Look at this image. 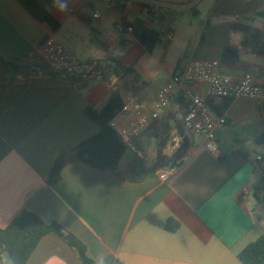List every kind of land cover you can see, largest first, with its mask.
Segmentation results:
<instances>
[{"label":"crops","instance_id":"crops-1","mask_svg":"<svg viewBox=\"0 0 264 264\" xmlns=\"http://www.w3.org/2000/svg\"><path fill=\"white\" fill-rule=\"evenodd\" d=\"M124 1L56 0L50 13L59 27L53 32L16 0H0V58L29 67L16 74L0 64V228L23 211L47 224L56 221L95 264H242L236 251L264 233V211L253 196L264 168V147L257 142L264 114L253 100H209L213 113L227 118L217 132V153L190 133L177 150L164 152L171 134L182 131L185 102L175 101L133 138L135 150L127 147L121 161L124 170L137 164L142 179H121L74 160L57 182H47L58 154L99 131L84 108L100 111L115 92L124 105L150 109L189 60L220 61L227 45L238 50L239 61L220 65L221 73L233 80L244 73L264 78V47H256L264 46V28L254 24L264 0H203L204 8L184 20L162 11L151 17L145 7ZM164 18L173 20L170 30ZM50 34L79 61H98L95 72L74 83L52 71L42 58ZM193 90L204 94L202 86ZM127 119L118 113L110 126ZM171 166L174 172L162 181L159 174ZM243 187L250 190L246 199ZM150 214L179 227L164 230L146 219ZM0 264L13 263L3 253ZM25 264L81 262L48 234Z\"/></svg>","mask_w":264,"mask_h":264},{"label":"trees","instance_id":"trees-1","mask_svg":"<svg viewBox=\"0 0 264 264\" xmlns=\"http://www.w3.org/2000/svg\"><path fill=\"white\" fill-rule=\"evenodd\" d=\"M16 1L34 20L46 24L53 32L58 29L59 25L50 13V8L56 0ZM138 5L145 7L151 17L155 11H162L168 15L176 14L142 4ZM191 12L198 14L199 11L195 7ZM255 16L264 19V9L256 12ZM164 20L165 18L162 19V22ZM172 24L173 20H167L163 23L166 30H170ZM146 34L147 32H145L143 38L146 37ZM238 61L239 53L237 49L229 45L222 49L220 56L221 66L230 67ZM0 64L16 74H20L29 69L27 66H19L4 61L1 58ZM176 101L177 103L184 102L180 97ZM208 102L211 105V102ZM123 103L121 96L115 92L100 111L89 107L84 108L85 115L99 126V131L74 148L64 151L55 157L54 163L48 173L47 182L49 185L57 182L60 178L62 167L74 160L81 161L121 179L135 181L143 178L141 172L138 170L137 164H132L127 170L121 167V161L127 147L110 126V122L124 106ZM260 106L264 114V103L260 104ZM257 142L264 147V129L257 136ZM253 196L264 211V178L262 176L258 178V181L253 186ZM146 219L150 223L171 232L179 227V223L173 219L161 221L151 214ZM48 234L59 237L73 249L81 264H95L87 255L85 245L61 224L56 221L47 224L36 214L29 211L21 212L6 227L0 228V257L3 253H6L13 264H25L40 239ZM236 257L242 264H264V233L253 240H249L243 247L238 249L236 251Z\"/></svg>","mask_w":264,"mask_h":264},{"label":"built area","instance_id":"built-area-1","mask_svg":"<svg viewBox=\"0 0 264 264\" xmlns=\"http://www.w3.org/2000/svg\"><path fill=\"white\" fill-rule=\"evenodd\" d=\"M174 2H187L189 0H170ZM98 17V14L94 15ZM166 38L170 40L172 34ZM42 58L52 71L61 74L71 82H78L93 74L98 61L81 62L76 56L61 44L53 34L46 37L42 44ZM204 87V94L193 90V86ZM185 102V111L182 116L181 133L174 131L164 146L165 153L177 150L182 143L183 135L193 134L204 138L207 150L217 153V132L227 124L225 115H215L209 105L212 99L245 98L259 104L264 103V78H256L250 73H244L233 80L221 73L219 60L191 59L184 68L175 73L170 82L161 88L155 96L152 107L146 108L140 103L124 105L120 114L127 116L126 125L112 123L111 127L122 142L131 150H135L133 138L144 131L149 124L158 118L161 111L173 104L178 97ZM257 160L261 157L257 156ZM174 172V167L163 169L159 174L162 181H166ZM264 178V168L259 169ZM250 194L248 187L240 191L241 199Z\"/></svg>","mask_w":264,"mask_h":264},{"label":"water","instance_id":"water-1","mask_svg":"<svg viewBox=\"0 0 264 264\" xmlns=\"http://www.w3.org/2000/svg\"><path fill=\"white\" fill-rule=\"evenodd\" d=\"M125 1L136 4H142L157 9L167 10L174 13H182L185 11H191L193 8L197 7L203 0H189L187 2H174L170 0H125Z\"/></svg>","mask_w":264,"mask_h":264},{"label":"rangeland","instance_id":"rangeland-1","mask_svg":"<svg viewBox=\"0 0 264 264\" xmlns=\"http://www.w3.org/2000/svg\"><path fill=\"white\" fill-rule=\"evenodd\" d=\"M207 1H204L203 3H200L198 6H197V9H203L205 4H206ZM179 14H182L180 16H182V20H184L185 18H192V13L191 11H185V12H182V13H179ZM255 26L258 27V28H264V19L263 18H259V17H256L255 18ZM256 47L258 48H261L263 49V45L261 44H256Z\"/></svg>","mask_w":264,"mask_h":264},{"label":"clouds","instance_id":"clouds-1","mask_svg":"<svg viewBox=\"0 0 264 264\" xmlns=\"http://www.w3.org/2000/svg\"><path fill=\"white\" fill-rule=\"evenodd\" d=\"M66 7H67V5L65 4V5H64V8H66Z\"/></svg>","mask_w":264,"mask_h":264}]
</instances>
